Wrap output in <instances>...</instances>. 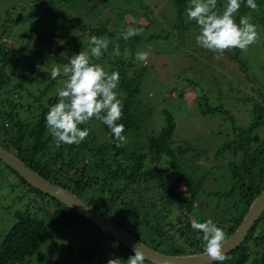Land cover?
I'll list each match as a JSON object with an SVG mask.
<instances>
[{
	"label": "trees",
	"instance_id": "1",
	"mask_svg": "<svg viewBox=\"0 0 264 264\" xmlns=\"http://www.w3.org/2000/svg\"><path fill=\"white\" fill-rule=\"evenodd\" d=\"M34 1L38 3V13L53 15V18L52 28L40 30L36 39L34 37L37 43L35 50L42 52L34 63L29 62L31 68L20 67L19 60L24 55L16 52L6 32L10 25L14 26L13 22L17 23V20H11L9 9L4 11L6 18L0 25V145L42 178L73 192L158 252L168 255L202 253L203 233L192 229V220L203 222L211 218L222 228L227 239L240 226L250 205L264 190V137L260 135L264 132L263 86H259V79L254 73H249L245 57L250 47L255 48L258 60L263 55L264 0H255L259 6L255 11L246 7L244 0L236 14L237 23L240 16L251 17L259 32L257 42L246 51L231 49L223 54L244 71L247 80L256 82V86L251 87L254 91L256 88L255 97L239 95L249 103V123L240 126L229 110L222 105H209L207 95H198L202 100L198 102L201 113H218L232 123L233 135L215 151V157L224 162L227 175H220L223 181L221 189L212 186L211 190L204 188L209 173H202L195 164L188 169V157L184 158L187 149L172 146L176 124L168 110H163L162 128L159 131L148 130L153 111L138 101L146 67L143 64L137 66L135 60L137 47L144 37L141 33L124 40L119 35L130 26L146 29L152 22L150 14L153 10L165 4V11L172 13L170 16L163 14L162 18L172 20L171 27L176 30L175 33L165 29V33L151 34L145 39L178 35L183 37L184 44L194 45L198 27L194 21H187L185 14L190 0ZM224 2L217 0V10L223 9ZM33 9L36 11V6ZM132 10L137 15L135 19L144 17L146 23H140L133 17L129 23L120 24L119 21L124 20ZM67 11L78 12L77 19L67 15ZM113 15L116 23L110 28L107 20H111ZM93 35L109 40L107 51L98 60L93 58L94 62L101 64L105 71L120 73L117 92L123 103V116L118 123L125 125L123 134L127 143L116 147L107 126L93 118L80 126L90 130L83 142L79 145L63 144L57 148L46 127L45 115L48 108L58 101L57 90L66 79L63 75L64 63L73 53L87 50L89 38ZM117 46L119 55L115 52ZM208 52L207 58H213L212 52ZM45 56L61 68V75L55 80L48 77L49 82L34 94L26 81L33 83V78L37 76H33V67L43 65ZM260 67L264 74V62L260 63ZM58 79L62 84L53 92ZM141 129L148 132L144 140L140 139ZM228 152L234 157L229 161ZM197 156L200 162L202 156L199 153ZM218 168L212 167V172ZM4 171L13 175L16 180L13 186L26 189L24 194L28 200L22 211L15 212V222L0 238V264H34L52 259L58 264L64 254H69V261L76 259L84 263L95 260V264H106L110 255L127 260L133 254L130 248L75 210L27 184L0 160V176ZM213 179L216 181L218 178ZM182 186L186 187L184 191ZM205 197L209 198V203L201 205ZM56 235H63L66 241H58ZM77 245V250L73 251ZM46 250L50 259L43 256ZM226 256L222 264H264V211L253 222L244 241ZM144 264L154 263L145 259Z\"/></svg>",
	"mask_w": 264,
	"mask_h": 264
},
{
	"label": "rangeland",
	"instance_id": "2",
	"mask_svg": "<svg viewBox=\"0 0 264 264\" xmlns=\"http://www.w3.org/2000/svg\"><path fill=\"white\" fill-rule=\"evenodd\" d=\"M33 1L0 0V25L6 18L4 12L6 9L11 11V20H17V23L13 22L12 24L14 26L10 25L6 29V32L10 36L13 46L16 47V52L20 56L24 55L19 60L20 67L25 66L31 68L29 62L32 61L34 63L35 60L39 59L42 50H39V52L35 50L37 44L34 42L37 37L36 33L40 30H50L52 28L51 20L53 15L38 13V3L34 1L35 4H33ZM35 6L36 11L33 9ZM115 6H117V3L114 4ZM165 10V4L154 9L150 14L152 22L146 29L142 26L134 27L142 28L144 37L139 42L137 51H147L149 53L147 63L137 61V66L143 64L146 67L138 101L142 105L151 107L153 111L151 119H149L151 123L148 126V130L159 131L162 128L164 125V109L173 115L176 128L171 138L172 146L182 150L187 149L184 158L188 157V163L190 164L188 169H191L192 165L195 164L202 173H209V179H206L207 181L204 184L205 190H211L212 186L221 189L223 187V181H221L220 175L222 173L226 174V168L221 158L215 157V151L233 135L231 130L232 123L231 120L218 113H209L207 115L201 113L198 102L202 100L198 95H207L208 100L206 102L209 105H222L231 112L236 122L243 127L249 123L251 113L247 109L249 103L247 104L240 96L253 95L255 97L256 88L254 91L251 87L252 85L256 86V82L247 80L246 76H244V71L239 69L233 61H229L227 57L212 52L213 58H207L209 55L208 51L200 50L197 44H184L183 37L178 35L170 36L169 38L145 39L151 34L165 33L166 30L175 33L176 30L171 27L172 20L165 21L162 18L163 14L170 16V13H172L169 11L168 14ZM75 11H67L66 14L77 19L78 12ZM79 13L81 14V12ZM136 16L135 11L132 10L119 23H129ZM135 20L140 21V23H146L144 17ZM115 23L114 15L111 20H107V25L110 28H113ZM15 24H18V26H15ZM77 35L80 36L81 33H77ZM263 55H260L258 60L255 48L250 47L246 51L245 57L248 59L249 73H254L258 77L259 86H263L262 93L264 94V74L260 67V63L264 62ZM43 61V65L39 67L35 65L33 67L35 70L33 76L37 74L35 79L33 78L32 80L33 83L26 81L27 86L29 85V88L34 94H37L38 90L44 88L49 82L48 77L51 76L50 72L52 67L58 66L46 56ZM16 74L17 76L19 75V73ZM248 77L251 78L252 76ZM61 84L62 82L58 79L53 88V92ZM218 88L221 90L220 93ZM238 89H240L239 92H237ZM208 91L210 92L208 93ZM147 133L146 130L141 129L140 139L144 140ZM260 135L264 137V132H260ZM197 153L202 156L200 162H198ZM226 156L228 161L234 158L229 152L226 153ZM216 166H219V168L212 172V167ZM221 168L222 171H220ZM217 171L219 172L216 173ZM213 178L218 179L214 181ZM13 181L16 183L13 175L8 173V171H4L0 176V238L15 222V212L18 210L22 211L28 200L27 195L24 194L26 189L24 190L23 186H13ZM181 188L183 191L186 189L185 186ZM202 193L203 191L201 189L200 194ZM206 203H209V198L207 197L204 198V202L201 205ZM56 239L63 243L65 237L63 235H56ZM77 248L78 245L73 248V251L77 250ZM44 253L43 256L45 258H51L47 250ZM62 258V262L59 261L57 262L58 264H95V260L84 263L76 259L69 261V254H64ZM46 261L44 260L34 264H55L56 260Z\"/></svg>",
	"mask_w": 264,
	"mask_h": 264
},
{
	"label": "clouds",
	"instance_id": "3",
	"mask_svg": "<svg viewBox=\"0 0 264 264\" xmlns=\"http://www.w3.org/2000/svg\"><path fill=\"white\" fill-rule=\"evenodd\" d=\"M244 0H225L223 9L217 10V0H190L185 9L186 20L194 21L198 27L195 37L197 46L202 49L223 55L225 51L239 49L246 51L259 38L257 25L251 22V17H239ZM246 7L255 11L258 5L255 0H246ZM142 28L127 27L119 33L128 40L140 35ZM88 49H81L67 58L63 65V75L66 78L63 86L57 90L58 101L48 108L45 122L57 148L63 144L79 145L89 135L88 128H81L95 118L107 126L116 147L127 143L123 134L125 125L118 123L123 116V103L118 98L117 88L120 83L118 71H105L104 67L94 62L107 51L109 40L105 37L91 36ZM127 51V50H126ZM119 55V47L115 48ZM149 53L137 51L135 60L147 63ZM53 80L61 75V68L52 67L50 72ZM193 230L203 233V254L218 264L227 258L223 251L226 241L225 233L211 218L203 222L191 221ZM132 255L127 260L111 256L106 264H144L148 258L142 246L133 245Z\"/></svg>",
	"mask_w": 264,
	"mask_h": 264
},
{
	"label": "water",
	"instance_id": "4",
	"mask_svg": "<svg viewBox=\"0 0 264 264\" xmlns=\"http://www.w3.org/2000/svg\"><path fill=\"white\" fill-rule=\"evenodd\" d=\"M0 160L12 168L27 184L37 189L38 191L49 194L57 199L62 204L75 210L96 226L100 227L109 235L116 238L126 247L132 250L133 245L142 246V251L148 257L146 260L154 264H211L207 256L202 253L187 254V255H168L158 252L151 247L145 245L132 234L126 231L121 226L117 225L107 216L101 214L95 208L89 206L82 199L76 196L73 192L64 187L53 184L42 178L38 173L32 170L18 157L11 152H8L0 145ZM264 211V190L255 198L250 205L245 217L236 231L231 234L225 241L223 251L225 253L237 248L245 239L247 232L253 222Z\"/></svg>",
	"mask_w": 264,
	"mask_h": 264
}]
</instances>
